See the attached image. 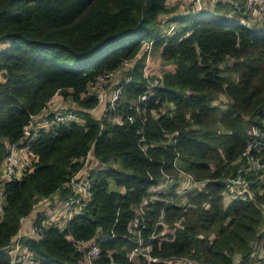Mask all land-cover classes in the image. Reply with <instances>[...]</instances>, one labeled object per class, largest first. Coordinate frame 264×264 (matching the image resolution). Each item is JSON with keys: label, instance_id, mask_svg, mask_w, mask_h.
<instances>
[{"label": "trees", "instance_id": "trees-1", "mask_svg": "<svg viewBox=\"0 0 264 264\" xmlns=\"http://www.w3.org/2000/svg\"><path fill=\"white\" fill-rule=\"evenodd\" d=\"M233 1L213 11L173 13L167 0H0V41H9L0 48V162L7 143L20 140L55 92L94 107L95 95H82L87 84L135 59L109 111L121 122L81 108L83 123H61L30 141L36 166L4 184L0 264H9L8 244L21 217L38 198L65 196L68 175L89 150L97 163L84 210L63 228L50 225L39 237L21 239L40 264H79L83 252L75 242L98 234L94 264H168L161 259L172 256L233 264L236 254L247 261L264 235V176L240 170L246 159H238L254 138L249 129L264 130V16L249 24L246 0ZM169 22L177 24L170 31L163 27ZM143 41H152L150 53L168 69L136 112L133 102L155 78L143 71L147 52L137 56ZM260 140L259 153H251L264 162V134ZM181 171L197 184L179 190ZM237 176L251 180V195L228 201L224 190ZM159 182L163 190H149ZM140 205L143 244L158 260L128 255L137 244L128 225ZM161 215L170 228L165 238L158 235Z\"/></svg>", "mask_w": 264, "mask_h": 264}, {"label": "built area", "instance_id": "built-area-1", "mask_svg": "<svg viewBox=\"0 0 264 264\" xmlns=\"http://www.w3.org/2000/svg\"><path fill=\"white\" fill-rule=\"evenodd\" d=\"M221 2H234L233 0H189V9L192 12H196L205 6L208 7L210 11H213L218 3ZM246 7L248 17L245 20L249 24L252 23L251 17L255 11H263L264 9V0H246ZM261 3L259 8H255L254 5ZM249 9V11H248ZM259 19V18H257ZM243 20V19H242ZM174 24H171V27L168 29L169 31L172 29ZM5 42L0 41V44ZM152 41H143L141 50L137 54L140 57L145 51L147 52L144 57V65L143 71L145 75L156 74V77L152 80H149L148 88L142 92L138 99L133 102V106H136V112H141L140 103L144 102L150 96V87L154 86L159 82L161 78L162 72L160 73H149L147 71L148 66L152 63V55L150 53ZM3 46H0V48ZM135 63V59H125L122 63L116 68L108 71H104L103 73L96 76L93 81H90L87 84L86 90L82 92V95H95L97 98V104L91 108H82L78 103L77 107H70L69 104L66 105H58L56 104V99L54 97L59 95V92H55L54 95L47 101L45 107L42 108L40 112L37 114L31 115L28 120V123L23 128V134L19 141L7 143V152L4 156V168L0 174V198L4 195V184L6 180L9 179H19L24 174L32 170L36 165L35 161L37 160V156L32 153L29 149V143L34 138H36L41 131L53 130L61 123L76 121L79 123L84 122V118L76 112L77 109H85L89 111L92 116L100 117L102 115H108V117L115 121L121 122V117L119 113L109 114V111L115 107L116 101L122 97L123 95V84L129 80L130 75L128 74L129 70L132 69ZM120 69H125L122 75L117 76L116 74ZM61 94V93H60ZM62 95V94H61ZM63 96V95H62ZM65 97V96H63ZM71 97V96H70ZM72 98V97H71ZM62 99V98H61ZM71 105V102H70ZM93 111V113L91 112ZM129 120H133V116L128 115ZM249 134L254 138L251 139L247 145V147L243 150L241 156L238 160L241 159L242 156H245L246 162L241 166L240 170H245L251 173L253 177L262 178L264 176V162L260 161L259 157L252 154L253 150L255 153H259L260 151V138L264 134V130L257 127H252L249 129ZM95 161L94 163L92 161ZM97 158L93 155L92 150H89L86 156L84 157L83 165L79 169L73 171L70 175H68V179L65 182V187L67 188V193L64 196L66 201V212L63 214L57 213L56 216L51 217L48 215L47 211L43 209L36 208L33 213V220L30 223V229L28 234H21L19 232L20 226L18 230L12 235L11 242L8 244V253H9V264H40L39 258L36 256L35 252L28 248L21 241L22 238L31 237L36 238L40 236V232L43 227H47L50 225L58 226L63 228L65 223L73 217L75 214L81 213L84 210V207L88 204L90 199L92 198V164H96ZM102 167V165H98L96 168ZM180 170V169H179ZM182 172V171H181ZM180 172V173H181ZM182 174V173H181ZM188 176L189 178L182 182L183 178ZM166 177H170V175H166ZM182 180L180 181L181 188L179 190H183L184 188H189L190 186H194L197 184V181H193V177L189 174L184 173L182 176ZM230 186L224 190V196L228 201L233 199L236 196L245 197L247 193H250V183L251 180L244 176H237L235 178H230ZM182 183V185H181ZM164 182H159L155 185H152L149 190H156L158 193L161 191V186ZM159 188V189H158ZM53 195H60V192L38 198L34 203L33 207H38V204L45 203L50 206L49 209L53 210L54 205L52 204ZM150 197H159V195H153ZM147 198H144L143 202H146ZM141 205L135 210L136 213L133 218L129 222V229L132 233H136V241L137 244L129 251L128 255L130 259L134 261L139 260V255H145L146 260H158V257L152 256L150 254V244H143V236H141ZM264 209V208H263ZM27 214L21 217V223L24 219L27 218ZM156 223L162 225V230L158 235H161V238H165L164 233L166 223L163 220L162 215L159 217ZM157 233H150L149 237L158 236ZM98 240L101 241L100 235H95L93 238L87 241H76V247L83 252V258L79 262V264H94V260L100 254V248ZM256 246L250 252L247 262L240 264H264V235L255 242ZM162 261L167 262L168 264H198L195 258L191 256H172L167 257V259H161Z\"/></svg>", "mask_w": 264, "mask_h": 264}, {"label": "rangeland", "instance_id": "rangeland-1", "mask_svg": "<svg viewBox=\"0 0 264 264\" xmlns=\"http://www.w3.org/2000/svg\"><path fill=\"white\" fill-rule=\"evenodd\" d=\"M167 3L169 6H172L174 5L175 6V10L173 13H176V12H183V13H186L188 10H189V0H167ZM261 3H258V5H260ZM221 10H224V8H221ZM264 11V10H263ZM230 13V12H229ZM170 15V14H169ZM264 16V13L262 11H255L253 14H252V17L251 20L252 22H254L257 18H260L259 20H262L261 18ZM168 17V15H167ZM171 24H174V26L176 27L177 24L176 22H169V23H165L163 25V27L165 29H169L171 27ZM179 25V24H178ZM175 29V28H174ZM169 31V30H168ZM9 44V41L3 43V44H0V46H8ZM152 62L150 66H148V70L149 73H160L162 71H165L168 69V65L166 64H163L160 57L158 56L157 53L155 54H152ZM125 69H120L118 71V73L116 74L115 76V79L117 78V76L119 75H122L124 73ZM150 75V74H149ZM156 77V74L155 76ZM62 98V99H61ZM54 99H56V104L58 105H66V104H69L70 107L74 108V107H77L78 104H75L73 102H75L70 96H67V97H63L60 93L59 95H56L54 97ZM223 101H225L224 98H222ZM70 102H71V105H70ZM96 164H92V168L95 166ZM90 168V170L92 169ZM182 173V174H181ZM179 173V176H180V181L182 180V176L184 175L185 172H181ZM189 177L188 176H185L182 180V182L186 181ZM165 184V183H164ZM182 185V183H181ZM183 186V185H182ZM166 186H161V190H163ZM181 188V186L179 187V189ZM159 189V188H158ZM153 191H156V190H153ZM52 204L54 205V209L51 210V209H48L47 210V213L48 215H51V217H54L57 215V213L59 212L60 214H63L66 212V201H65V197L64 196H59L57 197L56 199H52ZM264 213V211H263ZM170 230V228L167 226H165V231L168 232ZM172 230V229H171Z\"/></svg>", "mask_w": 264, "mask_h": 264}, {"label": "crops", "instance_id": "crops-1", "mask_svg": "<svg viewBox=\"0 0 264 264\" xmlns=\"http://www.w3.org/2000/svg\"><path fill=\"white\" fill-rule=\"evenodd\" d=\"M152 55V54H151ZM153 63V62H152ZM151 65V64H150ZM149 65V66H150ZM93 113V111H91ZM93 163L95 162L94 160L92 161ZM3 168H4V162L3 160L0 162V174L1 172L3 171ZM53 199H56L57 197H59V195H53L52 196ZM4 199L3 198H0V208L2 206V203H3ZM228 202V201H227ZM226 205V204H225ZM36 208H39V209H43L45 211H47L50 206L46 205L45 203H42V204H38V207H33V209L28 213L27 215V218L23 220V222L21 223V226H20V230L19 232L23 235L24 233L25 234H28V231L30 229V223L32 222V218H33V213L35 212ZM264 211V210H263ZM264 220V219H263ZM261 231L264 232V221H263V224L261 226ZM256 246V244H254V247ZM250 260V258H248ZM242 257L240 254H236L235 255V259H234V263L233 264H240L242 261ZM247 262V261H246ZM246 262H243V263H246ZM263 264V263H261Z\"/></svg>", "mask_w": 264, "mask_h": 264}]
</instances>
